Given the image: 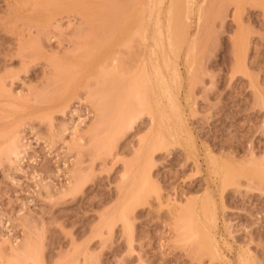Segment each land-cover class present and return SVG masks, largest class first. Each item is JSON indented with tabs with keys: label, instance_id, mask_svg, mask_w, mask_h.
<instances>
[{
	"label": "rangeland",
	"instance_id": "obj_1",
	"mask_svg": "<svg viewBox=\"0 0 264 264\" xmlns=\"http://www.w3.org/2000/svg\"><path fill=\"white\" fill-rule=\"evenodd\" d=\"M199 1H206L200 30L197 6L189 19L190 38L199 40L192 50L193 76H187L182 60L188 43L180 64L185 77L178 99L185 121L172 118L178 130L165 134L162 144L149 113L132 111L120 101L118 86L133 66L132 56L130 63L125 59L129 48L124 46L132 41L124 19L136 12L135 0H60L62 5L59 0L56 5L0 0V85L6 82L18 97L11 106L0 89V147L14 126L23 143L32 146L21 147L29 154L22 162L26 172H15L6 154L0 158V264H242L243 259L264 264V0ZM81 29H86L83 34ZM116 50L120 64L130 66L126 72L123 65L115 79L110 61L117 58ZM104 61L110 65L103 73ZM63 67L65 72L56 71ZM79 69L85 72L82 83L85 76L97 77L99 86L91 78L89 90L78 88L67 104L74 85L68 82ZM87 92L109 110L99 129L106 127L96 139L85 135L69 151L60 129L72 107L88 116L86 128L96 119ZM64 137L70 140L71 135ZM112 139L117 144L109 151L106 144ZM45 140L54 142L51 150ZM143 165L158 184H143L142 199H129V187L140 185L130 181L143 175ZM129 168L133 173L126 179ZM70 169L82 175L75 192L65 190ZM39 178L54 186L53 194L39 188ZM204 205L216 208L218 216L211 246L180 228L179 215L187 206L200 212ZM27 235L32 246L25 256L4 255L9 243Z\"/></svg>",
	"mask_w": 264,
	"mask_h": 264
},
{
	"label": "bare ground",
	"instance_id": "obj_2",
	"mask_svg": "<svg viewBox=\"0 0 264 264\" xmlns=\"http://www.w3.org/2000/svg\"><path fill=\"white\" fill-rule=\"evenodd\" d=\"M48 1H50V2L52 1L49 4L53 5L55 0H48ZM57 1L58 0H56V3H57ZM64 1H67V0H64ZM114 1H116V0H113L112 4L114 3ZM70 2H71V0H70ZM33 3L36 4V2H33ZM59 3H60V0H59L57 5H59ZM205 3H206V1L205 2L203 1L202 3H200L199 0H135L134 7L136 9V12L124 19V20H128L126 28L129 29L128 33H129L130 40L134 43H132V42H131V44L129 43V45H133L131 49H130L129 45L127 46L124 44L125 46H127V47H125L123 45L124 48H129L130 51L128 50L125 53V51H126V49H125L124 51H122V53H125L126 56L125 55L124 56L126 57L125 58L126 60H127V58L130 59L131 58L130 56H132L131 61L133 60L132 61L133 63H131V66H132V64H133V66H132V68L130 67L131 68L130 74L128 73L126 76L123 75L124 78H123V81L121 83V86H118V87H121L120 88V94H121L120 101H122V103L125 104L127 107H129V108L131 107L132 111H134V109L135 110L140 109L139 111H142V112L146 111L147 113H149V115L151 116V120H152L153 125L158 124L159 130H157L156 138L160 142L162 141L163 143L165 141V134H167V133L175 134V132H177V130H178V127L173 125V123L171 121L172 118L177 117L178 118L177 121H185V120H183L184 116H181V113H180L181 109L179 110L180 99H178V89L183 84V80L185 77L184 71H182L180 64H182L181 59H182L183 52H184L183 47H185L184 45H186L188 43L190 46L188 45L189 47L187 48L186 54L184 55L182 60H183L184 66L187 69V71L185 70L187 73V76L188 77H190V75L193 76V62H192V53L193 52H192V50L194 49V46H196L195 44L199 40H195V37L190 38V35H189V27H190L189 19L191 18L193 11L195 10L194 8L197 6V14H199V26H200L199 30H200L201 25L203 24L201 22L204 20L203 16H202V13H203L202 8H203V6H205ZM49 4H48V6H49ZM66 4H68V3H66ZM71 4H73V3H71ZM45 5L47 6V4H45ZM54 5H56V4L54 3ZM60 5H62V3H60ZM35 7H37V6H35ZM41 8H42V6H41ZM104 8L107 9L106 6H104ZM115 8H116V6H115ZM239 8H241V6ZM33 10H35V8ZM41 10H43V9H41ZM41 10H39V11H41ZM102 10H100L101 13L105 9L103 11ZM95 11H96V9H95ZM106 11L108 12V10H105L104 12H106ZM113 11H114V9H113ZM109 12H111V11H109ZM109 12H108V14H109ZM117 12H119V11H116V13ZM237 13L240 14L241 12H239V10H238ZM97 15L99 16V14H97ZM101 15H103V14H101ZM112 15H114V13ZM81 16H82V14H81ZM103 16H105V19L104 18L103 19L107 20V18H106L107 14L103 15ZM204 16L206 17V15H204ZM236 16H238V15L236 14ZM33 17H36V16H33ZM94 17H96V16L94 15ZM112 18L113 17H111V19ZM207 19H208V17H207ZM207 19L205 18L206 21H207ZM113 20H115V19H113ZM206 21H204V22H206ZM45 23L46 22H44V24ZM105 23H107V22L105 21ZM34 24H38V23H34ZM44 26H43V28H44ZM81 27H82V25H81ZM83 28H85V27H83ZM58 29H59V27H58ZM79 30H80V28H79ZM81 30H82L81 33L83 34L86 29L85 30L81 29ZM83 30H84V32H83ZM44 31H46L45 28H44L43 32ZM101 31H103V30H101ZM59 32H60V30H59ZM96 33L99 34L98 32H96ZM107 33H108V30H106V34ZM77 34L75 36H77ZM38 36H39V34H38ZM84 36H86V35H84ZM34 38L36 40L38 37L37 38L34 37ZM41 39H43V38H41ZM81 39H83V38H81ZM198 39H199V35H198ZM78 40H80V39H78ZM195 41H196V43H195ZM36 42H34V44H35L34 46H36V45L39 46L41 44V42H39L40 44L38 45ZM79 42H81V41H79ZM23 44H24V42H23ZM26 44L28 45L30 43L28 42ZM77 44H78V42H77ZM24 45H23V47H25ZM75 45L73 46L74 49H72V51L75 50V48L77 46V45L76 46ZM40 46L42 47V45H40ZM81 46L83 47L84 45H82V43H81ZM29 48L32 49L31 45ZM77 48H79V46H77ZM31 49H29L30 53L32 52ZM114 49H116V48H114ZM118 49L119 48H117V50ZM117 50H116V52L118 54L119 51H117ZM121 50H122V48H121ZM22 51L25 52V49ZM37 51H35V52H37ZM128 52H130V53L132 52V55L130 54L129 57L127 56ZM19 53H20V51H19ZM27 53H26V55H27ZM33 53H34V51H33ZM20 54H23V52ZM119 55H121V54H118L117 58L114 57L112 59V61H110L111 62L110 64H112L111 66H113V68H114V73H112V76L115 74V72H116V74L118 72L120 74L121 71L124 72L123 71L124 69H122L123 65H124V68L126 70V67H128L126 65H129L128 63H130V61L127 60L128 63L126 65H125L126 62H124V64L122 63L123 61L121 62L122 64H120V61H119L120 58H118ZM124 56H122V57H124ZM57 57H59V56H57ZM125 59H122V60H125ZM49 61H50V59H49ZM51 61H53V59ZM53 62H55V60ZM57 63H55V64H57ZM105 63H106V61L103 62V65H100L101 72H103V73L106 71V66L109 67V65H110V64L108 65ZM62 66L63 65H61L60 67L62 68ZM73 66L75 67L76 65H73ZM65 68H66V65H65ZM65 68L63 67L64 70L60 69V70H56V71H60L62 73V72H65ZM61 70H63V71H61ZM52 71L53 70H51V72H50L51 75L54 74V71H53V73H52ZM126 72H127V70H126ZM84 73L85 72H83V71L80 72V69L77 70V72H75V74H74L75 75L74 79L71 80L70 82H68V83H72V81H73L74 85L71 86L72 91L71 92L69 91L70 94L67 96V99H65L66 100L65 103L68 104L69 102H71L70 100H72L73 97H75V95L77 94L78 88L83 87V88H85V90H89L90 85L92 86V82L94 81V79L95 80L97 79L96 83H98V86H99V82H98L97 77H90V76L86 77L85 76L86 79L82 83L81 81H83V79H84ZM115 75H114V78H115ZM116 77H117V75H116ZM91 78H93V81ZM101 78L102 77H100V79ZM120 78H121V75H120ZM105 79H106V83H107V81H109L108 80L109 78L105 77ZM121 80L122 79H120V81ZM49 81H51V80L49 79ZM114 82H115V80H114ZM110 83H112V82H110ZM46 84H48V83H46ZM103 84H104V82H103ZM101 86L102 85L100 83V87ZM113 86H111L112 89H113ZM0 89H1L2 93L6 97H8V99H9L8 103L11 104V106H12V104L14 105L16 103V101L18 100V97L14 94V92L12 90L7 88L6 82H3L0 85ZM117 90H119V89H117ZM93 92L94 91L92 90V93ZM97 92H99V91H97ZM64 93H68V92H64ZM64 95H66V94H64ZM86 97L87 98L89 97V101H91L93 103V106L95 108V109H93V111L96 112V115H95L96 119H95V121H93L94 122L93 124L91 122L92 125H90L89 127L86 128V125H87V123H86L87 119L86 118L88 116L87 117H85V115L82 116L81 113H82L83 109L80 110V109H77L75 107H72L73 109L70 110L71 116H69L68 121H66L64 124H62L61 129H60V132H61L60 134L62 136L61 138L63 140V143L67 146L69 151L75 145L82 143L81 141L84 140L85 135H88L91 137L93 136V138H94L96 134L102 133V131L100 132V129L102 127L100 129H99V127L101 126V124H103V121H105V119H104L105 115L107 116L108 115L107 113L109 112V110L107 112V110L104 109L105 106L102 107L103 105H101L100 102L97 101L98 96L96 98L95 95L88 93V96H86ZM24 98H25V96H24ZM41 99L42 98H40V100ZM15 106H16V104H15ZM172 106H173V108H172ZM62 109H64V108H62ZM109 109H110V107H109ZM64 110H62V111H64ZM129 111H131V109H129ZM88 112L86 111V113H88ZM113 112H114V110H113ZM136 112H137V110H136ZM89 114H90V112H89ZM115 114L117 115L118 112L116 111L115 113H113V115H115ZM64 115H65V113H64ZM129 116H132L131 113ZM133 116L135 117V115H133ZM108 117H109V115H108ZM75 118H77V119H75ZM129 118L132 119V117H129ZM128 122H131V121L128 120ZM128 122H126V129H127ZM105 124H106V122H105ZM103 127H104V129L102 128V130H105L106 126L103 125ZM30 129L33 130L32 128H30ZM155 129H156V127H155ZM185 130H186V134L188 135L189 130H187V128H185ZM34 131H35V128L33 130V133H34ZM37 133H38V131H37ZM103 133H105V131ZM38 134L36 136V139H37V137H39ZM68 134L71 135L70 140H66V138L64 137L65 135H68ZM189 135H191V134L189 133ZM20 137L21 136H19L16 126L12 127L10 129V136L8 138V141L6 142L7 144H5L3 147H0V158L2 156L4 157L3 154H6L8 156V158L11 160V162L13 163V165H14L13 170L15 172H26L25 168H23V166H22V164H24L22 162L24 161L25 157L29 154H27L28 153L27 151H26L27 153L25 154L24 150L22 151L21 147H26V148L31 147L32 148V146H31L30 141H28L30 143H28V142L23 143L24 139H21ZM98 137H100V136H98ZM189 137H191V136H189ZM96 138H97V136L95 137V139ZM105 138H106V136H105ZM105 138H103V139L105 140ZM112 138H113V136H112ZM116 139H118V138H116ZM38 140H39V138H38ZM46 140H47V138H46ZM46 140H45V142H46ZM91 140H92V138L90 139V141ZM190 141H191V139H190ZM94 142L95 141H93V143ZM192 142H194V141H192ZM46 143H48V147L54 145L53 144L54 142L53 143L46 142ZM103 143H105V142L103 141ZM115 143H114V139L108 141L106 144V146H108L107 150L111 151L113 148H115V146L117 144V143L116 144ZM141 143H143V141ZM193 144L195 146V143H193ZM99 145H101V144H98V147H99ZM190 145L192 146V144H190ZM91 146H92V148H94L95 145H91ZM192 147H190V148H192ZM95 148H97V146H95ZM49 149L51 150L50 147H49ZM26 150H28V149H26ZM196 150L197 149H195V151ZM139 151H140V149L138 150V153H139ZM193 151H194V149H193ZM105 153L107 154V152H105ZM217 160H218V158H217ZM212 162L215 165L218 164V162L216 161L215 158L212 159ZM144 163H145V161H144ZM142 167H143L142 168L143 170L141 172L143 173V175H141L139 178H137L138 177L137 176L136 177L137 179L133 178L134 180L132 179L133 181L132 180L130 181L131 184H140V185H139V187L136 186V188H134L133 185L129 187V195H128L129 199H130V197L132 198V200L133 199L134 200L142 199V197L144 195V191H145L143 184H146L149 181L150 182L154 181L151 177V174L145 170V166L143 165ZM132 169L133 168L128 169L127 173L124 175V178L127 179V177L129 175H131V173H133ZM69 172L72 174V176H71V174L69 175ZM69 172H68V178L69 179L67 181V186H66L67 189H65V190L70 191V192H75V191L79 190V188L81 187V184H82L81 176L82 175H81V173H79V170L77 172L76 169L74 171H73V169L72 170L70 169ZM12 180H13V177H12ZM13 181H15V178ZM35 181L38 182V184L40 185L39 188H41V190L45 191L47 194H53L52 189L54 186L52 187L49 182L45 183V180L43 182V179H40V178L37 180L35 179ZM156 183H157V181L156 182L154 181L152 184H156ZM159 191H160V189H158V192ZM171 204L176 205V200L173 201V203H171ZM215 209H214V207L209 208L208 206L204 205L200 212H196L192 207L187 206L184 209V212L179 215V218L181 219V220L179 219V221L183 220L182 225H180V228L184 231V235L186 234V236L189 235L190 237L196 236L198 239L203 240L204 244L213 245L212 243L214 242L213 241L214 239L212 237V233L213 232L215 233L216 232L215 230L218 229V216H217V211ZM202 214H204V218L202 217ZM23 217L25 220H27V218H28V217H26V215ZM23 217H22V219H23ZM7 237H5V239ZM27 237H28V235H27ZM27 237H26V239L19 240L18 242L14 243V244L9 243V244H11V248L8 246L10 248V249H8L9 252L5 251L6 253L4 252V255L5 254H6V256L10 255L12 258L16 257V259H20L21 258L20 256H25V254H27V251L29 250V248L32 246V242L29 239L30 236L28 237V239H27ZM7 242H8L7 239L2 241V243H4V244ZM2 253H3V251H2ZM243 261H244V259L241 260L242 264H248L247 262H243Z\"/></svg>",
	"mask_w": 264,
	"mask_h": 264
}]
</instances>
